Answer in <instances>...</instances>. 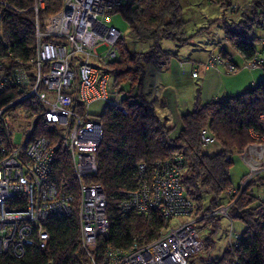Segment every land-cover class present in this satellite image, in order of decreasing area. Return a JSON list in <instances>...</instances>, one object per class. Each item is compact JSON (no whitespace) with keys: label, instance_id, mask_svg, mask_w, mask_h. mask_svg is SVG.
Masks as SVG:
<instances>
[{"label":"trees","instance_id":"1","mask_svg":"<svg viewBox=\"0 0 264 264\" xmlns=\"http://www.w3.org/2000/svg\"><path fill=\"white\" fill-rule=\"evenodd\" d=\"M7 1L21 10L10 9L1 19L2 71L13 72L12 66L17 60H21L22 67L25 61L24 68L30 71L27 62L34 53L35 44L34 14L30 9L32 2ZM210 1L221 6L231 5L232 18H220L224 38L243 56L244 66L252 69L258 67L264 72V36L255 32L258 26L264 28V0H243L241 6L231 3L232 0ZM45 2V7L39 12L41 16L56 14L63 3L62 0ZM117 11L138 40L152 44L145 51H133L128 49L121 37L116 43L117 57L106 65L126 112L106 105L99 114L102 124V139L96 151L99 171L91 179L100 182L106 191L109 225L108 237H100L91 251V256L99 263L103 261L106 243L125 248L134 236L148 240L159 235L164 225L161 212L156 210L124 213L119 208L117 201L122 193L136 187L134 174L138 162L146 164V175L149 177L153 174L155 162L181 154L185 165L181 172L182 182L187 189L186 195L195 200L192 215L202 216L228 203L227 190L233 187L228 174L232 152L241 154L245 146L255 140L252 130L257 134L264 133V120L260 117L264 113V78L244 91L212 98L207 102H199L197 94L193 108L181 114L179 132H172V128L167 127L155 110L156 104L165 103L143 93L142 83L144 64L152 63L163 68L176 56L161 47V38L176 40L180 44L187 43L189 39L184 37L185 20L182 18L180 0H128L110 12ZM233 14L238 17L234 18ZM211 52V56L216 57L214 67L224 65V69L232 74L240 69L227 50L218 48L217 52ZM229 62L233 63V70L228 67ZM19 93L17 89L5 91L0 96V105ZM21 104L30 115L43 109L34 97L25 99ZM202 127H207L215 142L220 144V149L213 154L206 152L205 145L199 141ZM4 133L0 120V136ZM44 135L53 138L51 129L38 117L32 138ZM53 171L52 180L64 193L73 197L72 212L70 215H50L45 226L49 232V242L44 248L33 243L26 245L21 256L0 253V264H47L49 260L54 264H92L90 256L80 246L77 182L67 153L61 147L56 149ZM262 183L264 172L250 180L229 207L230 220H242L245 225L243 231L238 233L239 239L234 241L233 252L226 240L227 246L217 259H204L192 254L186 264H196L197 260L206 263L212 261L213 264H264V199L253 191ZM219 218L217 215L198 220L211 227L210 235L202 239L204 247L201 250L207 252L214 247L212 235L220 227Z\"/></svg>","mask_w":264,"mask_h":264},{"label":"built area","instance_id":"2","mask_svg":"<svg viewBox=\"0 0 264 264\" xmlns=\"http://www.w3.org/2000/svg\"><path fill=\"white\" fill-rule=\"evenodd\" d=\"M62 1L56 14L41 16L39 12L45 7V0H31L35 44L34 53L27 62L30 71L24 68L25 61L22 67L21 60H17L12 66L13 72L6 73L0 61V96L10 89L20 91L0 105V120L5 129L0 136V253L21 256L26 245L33 243L44 248L49 242L45 226L50 215L72 212V195L64 193L52 180L55 152L61 147L67 153L77 182L80 246L90 256L92 264H186L192 254L204 247L196 222L217 215L230 219L229 207L239 193L250 180L264 172V163L258 169L253 167L264 152V133L252 130L255 140L241 152L249 171L238 186L227 190L228 203L183 221L175 218L192 214L195 200L186 195L187 189L182 182L181 172L185 167L182 155L158 160L149 177L146 164L138 162L134 174L136 187L122 193L117 201L119 208L124 213L156 210L161 212L164 225L159 235L148 240L134 236L125 248L106 243L103 261L97 262L91 251L100 237H108V202L103 185L91 179L99 171L96 151L102 139V124L99 116L91 113L90 106L104 101L105 106L126 112L106 65L117 57L116 43L122 37V32L111 24L109 12L128 0ZM10 9L21 10L7 0H0V33L2 16ZM100 44L107 46L103 55L96 51ZM93 57L102 58V73L94 66ZM215 58L211 56L207 60L210 64L207 67L215 65ZM233 66L228 64L232 70ZM191 74L198 75L196 70ZM49 91L53 100L49 98ZM31 97L42 104L43 109L32 115L24 110L23 115L29 123L22 142L15 144L7 128L6 116L18 103ZM38 117L51 129L53 138L46 135L32 138ZM260 117L264 120V113ZM199 141L210 145L215 137L207 127H202ZM260 190L264 199V183ZM239 237L230 226L227 242L231 252ZM47 264L54 263L49 260Z\"/></svg>","mask_w":264,"mask_h":264},{"label":"rangeland","instance_id":"3","mask_svg":"<svg viewBox=\"0 0 264 264\" xmlns=\"http://www.w3.org/2000/svg\"><path fill=\"white\" fill-rule=\"evenodd\" d=\"M242 2L243 0L231 1V3H236V5L240 4V6ZM180 7L182 9V18H184L185 20V25L183 28V30L185 31L184 37L186 38L187 36L189 37V39L187 40V43L180 44L176 40L174 41L168 38H161V47L176 55L173 56V58L178 57V59L180 58L181 60H185V62L187 63L189 61L187 59L203 60L211 48H216L214 49V51L217 52V49L219 47L218 42L222 40L221 38L224 35L220 18L225 17V19L228 20L232 18V16H230L231 5L221 6L211 2L210 0H180ZM234 13L237 14L236 12ZM109 16L111 24H113L122 32V37L129 50L142 52L147 50L152 44L149 41L138 40L133 32L128 29V24L119 11L109 12ZM237 17V15H234V18ZM202 26H206V28L202 29ZM256 31L258 32V34L264 36L263 27H256L255 32ZM106 48V45L100 44L96 47V51L99 55H103L106 52ZM209 54L210 56L208 57V60L210 59L212 52ZM92 62L94 66L100 68L101 73L104 71L101 57H93ZM229 64H231V62H229ZM144 65L145 73L142 83L143 93H145L150 98H166L165 104H156L155 110L159 117L166 122L167 127L169 126L172 128V132H179L178 130L181 126V114L186 113L193 108V105L197 99V94L199 97V102H207L210 100V97L208 98V96H205V94L202 93L201 77L195 78L189 73L188 75H180L175 78L169 76L164 77L163 72L159 71V67L157 65H154L152 63H146ZM209 65L210 64L208 62L206 64L204 63L205 67ZM232 65L233 63L231 64V66ZM257 71L259 73V80H262L264 78V72L261 69ZM208 74V77L215 76L217 74V71L215 68H212V70H210ZM217 78L220 77L217 76ZM48 95L49 98L53 100L52 92L49 91ZM104 106V101H99L91 104V113L99 116ZM24 110V106L21 103H18L17 106L10 111L9 115L6 116L7 126L11 130V136L15 144H19L22 142L24 137V130H26L29 123L28 118L23 115ZM14 114H17V116H13ZM204 149L206 152L213 154L220 149V144L218 142H214L213 144L205 145ZM257 160L258 163L253 165V167L255 166L256 169L260 168V166H262V164L264 163V152H262V155L260 156V158H257ZM230 163L231 164L228 174L230 176L231 184L232 186H238L242 178L246 175V173H248L249 167L244 161L242 155L238 152H232ZM253 191L257 196H260V198L262 197L260 187L254 188ZM225 201H227V197H225ZM192 216V214H188L184 215L181 218L177 217L175 219L183 221L184 219H189ZM219 217L220 227L218 228L217 232L212 235L214 247L207 252L205 250H200L196 254H194L195 256L199 255L204 259H217L227 246L226 240L229 235L230 226L233 231L239 234L245 227L242 220L233 221L229 218H226L225 216ZM175 219L172 220V224L176 223L174 221ZM196 225L198 226V232L202 239L207 238L210 235L211 227L207 226L204 221H198L196 222ZM196 264L213 263L212 261L206 263L197 260Z\"/></svg>","mask_w":264,"mask_h":264},{"label":"crops","instance_id":"4","mask_svg":"<svg viewBox=\"0 0 264 264\" xmlns=\"http://www.w3.org/2000/svg\"><path fill=\"white\" fill-rule=\"evenodd\" d=\"M201 28L205 29V26H202ZM221 39L222 40L218 42V48L227 50L229 55L232 56V60L237 63L236 65L240 66V69L233 72V74L229 71H226V68L224 69V65V67L222 66L218 68L214 66H204V62H206L208 60V57L210 56L209 53H211V51H214L215 48H211L203 60L187 59L189 60L187 63L185 62V60H181L180 58L178 59V57H172L165 65V67H159V71L163 72L164 77L169 76L175 78L180 75L185 76L188 75V73L191 74L193 70H196L198 75L195 76V78L201 77L202 93H204L205 96H208V98L210 97V99L231 96L235 93L244 91L250 86L255 85L256 82L260 79L258 77L259 73L257 71L260 70V68L257 67L256 69H252L244 66L243 56L233 49L230 43L224 38V35ZM212 68L216 69L217 74L215 76L208 77V73L210 72V70H212ZM191 76L193 75L191 74ZM217 76H219L220 78H217ZM157 99H161L164 103L166 101V98Z\"/></svg>","mask_w":264,"mask_h":264}]
</instances>
